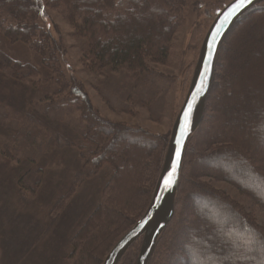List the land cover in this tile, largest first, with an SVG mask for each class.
Returning a JSON list of instances; mask_svg holds the SVG:
<instances>
[{
	"label": "trees",
	"instance_id": "trees-1",
	"mask_svg": "<svg viewBox=\"0 0 264 264\" xmlns=\"http://www.w3.org/2000/svg\"><path fill=\"white\" fill-rule=\"evenodd\" d=\"M226 1L216 0L215 11ZM190 2L0 0V85L39 92L41 97L29 98L28 105L35 107L27 114L59 110L63 104L76 108L79 123L69 145L82 153L84 166L92 165L88 174L110 165L101 201L69 241L70 264H102L103 254L139 219L153 191L168 132L103 118L83 82L64 70L67 45L40 19L53 9L68 23L86 72L125 71L153 86L150 64L183 67L179 37ZM18 43L33 51L40 64L11 56L8 48ZM34 171L40 175L27 181L26 194L41 184V169ZM207 179L234 186L264 211V2L238 20L220 48L203 119L185 152L175 211L149 264H264V227ZM23 188L18 187L20 194ZM138 247L134 243L118 264H134Z\"/></svg>",
	"mask_w": 264,
	"mask_h": 264
},
{
	"label": "rangeland",
	"instance_id": "rangeland-1",
	"mask_svg": "<svg viewBox=\"0 0 264 264\" xmlns=\"http://www.w3.org/2000/svg\"><path fill=\"white\" fill-rule=\"evenodd\" d=\"M198 3L192 0L185 6L186 22L179 37L183 50L182 69L150 64L153 86L138 77L129 76L125 71L108 70L98 76L86 72L78 47L72 45L68 23L56 16L53 9H48L40 20L67 45L64 70L67 75L83 82L92 105L103 118L123 121L154 133L168 132L169 137L172 122L188 88L201 41L219 6L216 0ZM8 51L13 57L40 64V58L25 45L11 44ZM39 97L38 91L33 95L0 85V264H70L71 260L67 259L72 250L69 241L101 201L102 190L108 180V163H104L97 173L88 174L92 165L84 166L80 157L82 153L79 155L78 150L69 145L74 136L72 128L79 123L78 110L63 104L59 110L51 109L45 113L42 109L27 114L35 107V104L28 105L29 98ZM72 141L77 142V139ZM163 158L164 155L161 165ZM34 169H41V184L35 192L26 194L25 190H29L27 181L33 183V179L40 175ZM26 170L32 173L24 175ZM207 181L249 209L264 227V211L248 196L228 183ZM21 185L25 192L20 194L18 187ZM71 190L73 193L66 198V193ZM60 200L62 204L55 208V202ZM137 242L140 247L141 240L134 243Z\"/></svg>",
	"mask_w": 264,
	"mask_h": 264
},
{
	"label": "water",
	"instance_id": "water-1",
	"mask_svg": "<svg viewBox=\"0 0 264 264\" xmlns=\"http://www.w3.org/2000/svg\"><path fill=\"white\" fill-rule=\"evenodd\" d=\"M264 0H228L215 14L201 41L183 102L172 122L163 162L151 199L142 216L112 245L102 264H118L141 240L135 264H149L157 240L171 221L187 145L203 119L221 44L238 20Z\"/></svg>",
	"mask_w": 264,
	"mask_h": 264
},
{
	"label": "snow or ice",
	"instance_id": "snow-or-ice-1",
	"mask_svg": "<svg viewBox=\"0 0 264 264\" xmlns=\"http://www.w3.org/2000/svg\"><path fill=\"white\" fill-rule=\"evenodd\" d=\"M244 3H245V0H238V6H243Z\"/></svg>",
	"mask_w": 264,
	"mask_h": 264
}]
</instances>
